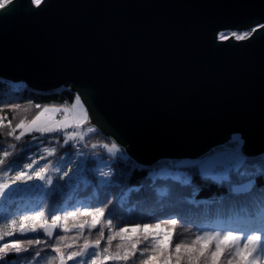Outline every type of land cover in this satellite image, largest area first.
<instances>
[{"label": "water", "instance_id": "1", "mask_svg": "<svg viewBox=\"0 0 264 264\" xmlns=\"http://www.w3.org/2000/svg\"><path fill=\"white\" fill-rule=\"evenodd\" d=\"M32 7L0 17V78L89 97L92 126L141 165L197 159L235 138L245 157L264 154V37H219L264 24V0Z\"/></svg>", "mask_w": 264, "mask_h": 264}, {"label": "snow or ice", "instance_id": "2", "mask_svg": "<svg viewBox=\"0 0 264 264\" xmlns=\"http://www.w3.org/2000/svg\"><path fill=\"white\" fill-rule=\"evenodd\" d=\"M42 4L45 0H0V17L19 7H26L32 13V6L40 9ZM233 35L237 39L254 35L264 37V24L257 22V26L245 31L243 36ZM220 38L223 40V33ZM69 94L74 97L71 107L36 104L34 107L38 111L31 119L20 118L15 124L0 115V130L14 141L6 147L0 145V203L5 205V215L0 222V264L9 257L18 258V264L20 261L26 264H135L136 259L140 264H264V185H255L249 178L247 184L232 187L229 170L219 176L229 185L225 197L218 201L219 208L207 212L200 222L184 215L179 205L168 218L158 223L127 226H118L111 218L112 212L105 217L110 201L97 199V206L56 207L55 200L65 187L76 191L71 182L85 171L87 154L78 151L76 159H60L61 170L57 164V146L43 147L36 159L35 155L28 156L29 150L35 151L30 141L19 148L18 144L31 136L41 145L45 142L59 145L58 137L62 136L60 147H70L72 142L87 147L83 144L85 139L100 131L92 126L85 106L84 101L90 98L82 99L74 92ZM0 105L17 116L21 110L27 112L20 104H6L2 97ZM4 107H0V112ZM49 136H52L51 141H48ZM98 147L106 149L110 158L122 152L116 142L92 143L93 155L97 154ZM236 155L239 156L238 151ZM105 167L108 170H100L99 176L103 178L101 183L108 185L116 173L110 164L106 163ZM200 167L212 171V165ZM261 178H264V166ZM25 192L40 194L34 207H21L18 203V197ZM182 220L198 231L191 241L175 242V229ZM57 229H62L65 235L53 239ZM86 229L88 235H85ZM91 230H98L94 239ZM70 232L76 235H66ZM114 241H119L115 248Z\"/></svg>", "mask_w": 264, "mask_h": 264}, {"label": "trees", "instance_id": "3", "mask_svg": "<svg viewBox=\"0 0 264 264\" xmlns=\"http://www.w3.org/2000/svg\"><path fill=\"white\" fill-rule=\"evenodd\" d=\"M222 33L228 34L226 31ZM239 33L242 32L239 31ZM73 92L76 93L66 86L46 91L37 90L22 81L15 82L0 78V97L5 98V103L8 105L20 104L22 109H27V112L21 110L20 115L17 116L9 108L0 105V107H4L0 115L11 119L13 124L18 123L20 118L27 117L31 119L38 111L34 107L36 104L41 106H71L74 102V97L69 93ZM58 139L59 145H53L48 142L43 145L58 147L57 164L61 170H63V165L59 163V160L72 159L78 151L86 153L87 159L84 162L85 171L74 177L71 182L76 191L65 187L62 190V195L56 198L55 206L66 207L79 204L97 206V199L105 202L110 201L105 217L107 218L108 213L112 212L111 218L114 219L118 226H127L133 223H158L161 219L168 218L177 205L183 209L184 215L200 222L207 212L215 211L219 208L218 201L225 197L229 188V185L221 179L201 174L199 165L185 164L179 159H161L153 165L145 166L137 163L127 154L107 158L106 151L102 147H98L95 150L97 154L93 155L92 143L106 140L114 141L100 131L85 139L83 144H86L87 147L81 144L77 146L75 142H72L70 147H60L63 145V137L60 136ZM51 140L52 136H49L48 141ZM29 141L31 142V148H34L35 151L41 146L38 140H33L31 136H26L18 144V148ZM235 141L233 139L228 143H235ZM13 142L11 138L4 136L3 130H0V145L6 147L7 144ZM34 152L29 150L28 156L35 155L36 159H39V153L41 152L35 154ZM49 159L51 161V158ZM242 160L243 163L241 162ZM42 163L43 161H41ZM106 163L110 164L116 173L108 185L102 184L101 180L103 178L99 176L100 170H108L105 167ZM262 166H264V154L254 157L243 156L238 165L231 167L229 174L233 182L231 186L239 187L244 182L247 184L249 178L255 185H264V178H261ZM39 196V193L32 192L31 195L18 199V203L20 206L26 204L34 207L39 202ZM197 231L198 229L194 225L184 223L182 220L176 226L174 241H191L195 238ZM105 232L106 235L109 234L107 229H105ZM88 233L89 230L86 229L85 235H88ZM97 234L98 230H91L93 239ZM58 235H65V233H63L62 229H57L55 236ZM66 235L72 237L76 233L70 232ZM29 238H32L31 234H29ZM39 238L44 239L43 236ZM118 242H113L114 248ZM13 262H18V258L9 257L4 264ZM135 264H140L139 259H136Z\"/></svg>", "mask_w": 264, "mask_h": 264}, {"label": "rangeland", "instance_id": "4", "mask_svg": "<svg viewBox=\"0 0 264 264\" xmlns=\"http://www.w3.org/2000/svg\"><path fill=\"white\" fill-rule=\"evenodd\" d=\"M226 32L228 34L223 33L224 34L223 39H225L229 36H232L233 33L237 34L238 36H243V33L245 31L244 32L241 31L242 33H239V31L236 32L234 30H227ZM220 34H219V37H220ZM234 37L236 38V36H234ZM46 106L63 107V106H58V105H46ZM69 107H71V106H69ZM231 140H233V139H231ZM234 140H236L235 143H227V144L221 145V146L213 149L208 154L201 156L197 159L187 158V159H181V160L185 164L199 165V170H200L201 174H203L204 176H210V177H213L215 179H219L220 174L226 170H229V174H230L231 167L238 165L239 161L244 156L242 153L243 140H241V138L240 139L235 138ZM112 142H115V141H107V140L106 141H100V142H98V144L102 145L103 143H112ZM43 147H50V146L41 145L34 152V154L38 153V152H42ZM120 147L122 148V152L117 153L116 155H119V156L123 155L124 156L125 154H127L125 149L122 146H120ZM0 151H2V150L0 149ZM105 151H106V157L110 158V154L107 152L106 149H105ZM237 151L239 153V156L236 155ZM76 154H77V152H76ZM76 154L74 155V157L72 159H76ZM77 162H79V161H77ZM200 165H212V171L208 172V171H206L205 168L200 167ZM216 167H217V170L215 169ZM14 174L15 173H13V175ZM245 183L246 182H244L243 184H245ZM31 194H32V192L22 193L20 195V197H18V199H20L21 197L29 196ZM21 207H33V206L23 204V205H21ZM4 208H5V205L3 203H0V222H2V217L5 215ZM11 264H18V262H13ZM19 264H26V261H20ZM69 264H71V262H69Z\"/></svg>", "mask_w": 264, "mask_h": 264}, {"label": "built area", "instance_id": "5", "mask_svg": "<svg viewBox=\"0 0 264 264\" xmlns=\"http://www.w3.org/2000/svg\"><path fill=\"white\" fill-rule=\"evenodd\" d=\"M76 144V143H75ZM77 146H79V144H76Z\"/></svg>", "mask_w": 264, "mask_h": 264}, {"label": "bare ground", "instance_id": "6", "mask_svg": "<svg viewBox=\"0 0 264 264\" xmlns=\"http://www.w3.org/2000/svg\"><path fill=\"white\" fill-rule=\"evenodd\" d=\"M226 144H227V143H226ZM211 151H212V150H211ZM211 151H210V152H211Z\"/></svg>", "mask_w": 264, "mask_h": 264}]
</instances>
